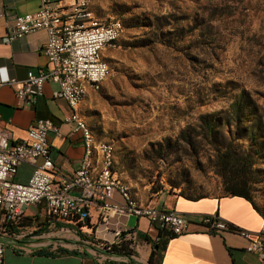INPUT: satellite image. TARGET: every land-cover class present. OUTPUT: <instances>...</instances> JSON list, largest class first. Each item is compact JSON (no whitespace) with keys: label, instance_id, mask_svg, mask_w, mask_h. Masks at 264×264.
Here are the masks:
<instances>
[{"label":"rangeland","instance_id":"rangeland-1","mask_svg":"<svg viewBox=\"0 0 264 264\" xmlns=\"http://www.w3.org/2000/svg\"><path fill=\"white\" fill-rule=\"evenodd\" d=\"M91 9L96 23L117 19L122 32L82 112L131 195H224L214 143L232 140L254 156L250 188L264 210V117L258 128L253 114L230 127L220 119L240 96L264 111V0H93ZM206 114H216L212 138L198 120ZM249 126L250 139L241 135Z\"/></svg>","mask_w":264,"mask_h":264},{"label":"crops","instance_id":"crops-1","mask_svg":"<svg viewBox=\"0 0 264 264\" xmlns=\"http://www.w3.org/2000/svg\"><path fill=\"white\" fill-rule=\"evenodd\" d=\"M49 2L63 9L71 0ZM39 6L40 0H0V75L4 73L10 78L24 80L29 70L37 72L50 67L43 54L47 41L44 30L9 44L2 40L6 35V13L30 14L36 12ZM57 89L56 84L48 81L44 84L43 95L33 104H27L16 99L14 87L0 85V127L10 134L12 143L26 139L27 131L38 119H49L57 126L58 133H48L56 180L60 176H71L84 153L81 133L74 131L73 123L65 122L71 115V109L63 99L55 96ZM91 93L89 91L86 97ZM81 105L79 111L86 119ZM93 161L95 166L96 155ZM94 168L98 170L100 167ZM31 171V166L22 164L15 180L27 182ZM114 199L121 200L117 193ZM153 201L162 210L173 209L184 215L190 222L187 231L172 237L167 231L151 226L145 218L128 217L119 225L121 238L127 241L123 247L127 248L128 255L102 249L101 244L113 240L116 228L110 226L108 233L101 235V226H97V211L93 206L85 225H69L74 230L62 224H49L43 204L18 211L5 224L0 214V242L6 246L3 264H147L158 241H161V249L157 264H259L258 257L245 250L247 241L238 234L206 233L199 223L202 215H217L239 229L259 232L264 221V210L257 203L254 202L256 209L249 201L238 196L206 195L191 199L168 191L160 193ZM32 231H36L38 239L14 237L17 233ZM130 242L132 246L129 248L127 244Z\"/></svg>","mask_w":264,"mask_h":264},{"label":"built area","instance_id":"built-area-1","mask_svg":"<svg viewBox=\"0 0 264 264\" xmlns=\"http://www.w3.org/2000/svg\"><path fill=\"white\" fill-rule=\"evenodd\" d=\"M63 9L52 6L49 0H40V6L34 13L5 14L8 17L7 28L2 40L7 44L38 30L46 32L43 54L50 67L37 72L29 70L24 80H16L2 73L0 85L14 87L19 102L33 104L43 95L46 82L56 84L58 89L55 96L63 99L71 109V115L65 122L73 123L74 131L81 133L84 153L71 176H60L56 180L48 133H58L57 126L49 119H38L27 131V138L16 143H12L10 134L0 127V214L4 218L3 223L22 209L43 204L49 224L85 225L93 206L97 211V226H101V235L105 236L110 226L116 228L113 240L101 244L106 251L119 250L126 245L127 241L121 238L119 225L128 217L145 218L151 226L170 235L183 234L190 223L184 215L173 209L158 208L153 199L146 205L129 202L123 194L121 180L108 165L106 150L94 139L84 138V126L74 115V101L79 93L84 92L83 87H75V80L85 79V84L95 86L98 78H106V72L110 70L106 62L98 64L96 53H103L106 45H116L112 32L119 29L108 21L96 23L91 17V8L85 7V0H71ZM85 148H92L93 155H96L94 167H101L100 176L85 177ZM22 164L32 167L25 183L15 180ZM115 193L120 196V201L114 199ZM199 223L206 233L238 234L247 241L245 250L255 254L259 264H264V221L261 230L256 233L239 229L217 215H202ZM37 236L36 231H32L17 233L14 237H31L35 240ZM131 246L132 242L127 244V247ZM5 248V244L0 242V264H3Z\"/></svg>","mask_w":264,"mask_h":264},{"label":"trees","instance_id":"trees-1","mask_svg":"<svg viewBox=\"0 0 264 264\" xmlns=\"http://www.w3.org/2000/svg\"><path fill=\"white\" fill-rule=\"evenodd\" d=\"M246 103L247 102L245 101L244 97L240 96L239 99L233 102L231 105L232 113H229L227 115V118H220L222 122L228 127H230L232 123H234L235 125H240V123H242L244 119H247L249 115L253 114V122H255L254 126L255 128H258L261 124L262 118L264 117V111L262 112V115H257L255 111L253 112L249 110L250 108L254 110L253 105L250 104L247 108ZM214 116H216V114H206L201 115L198 119L200 122V127L206 137L212 138L215 137L217 134V125L214 122ZM253 128L254 127L249 126L247 128V133L241 135H245L248 139H250L251 136H254ZM179 138L183 141L190 140V136L185 135L183 132L180 133ZM214 151L216 153L217 158L216 166L218 167V175L223 180L224 195L238 196L244 198L249 201L254 208L257 209L253 201L252 192L250 188L251 175L253 173L252 167L255 162L254 156L244 150L236 149L232 140H223L219 144L214 143ZM179 195L184 196L183 194ZM203 196L206 195L184 197L197 199ZM170 236L173 237L174 235ZM156 246L157 248L150 254L147 264H157V260L159 258L158 251L159 249H161V241H158L156 243ZM113 251H116V253H120L122 255H128L126 247H122L119 250L114 249Z\"/></svg>","mask_w":264,"mask_h":264},{"label":"bare ground","instance_id":"bare-ground-1","mask_svg":"<svg viewBox=\"0 0 264 264\" xmlns=\"http://www.w3.org/2000/svg\"><path fill=\"white\" fill-rule=\"evenodd\" d=\"M93 0H85V7L86 8H91ZM92 10V9H91ZM91 17L93 18V13L91 11ZM111 25H116L119 30L117 32H112V40H118L119 36L121 35L122 32V24L119 20L117 19H112L110 21ZM114 47V45H106L103 48V53H96V61L98 64H105L106 60L104 57V53L107 49ZM106 67L109 70V67L106 62ZM109 72H106V78L108 77ZM106 78H98V81L94 85L91 84H85V79H76L75 80V87H83V92L84 93H79L78 97L74 101V115L77 118V121L84 126V138L85 139H93V136L91 134V131L87 125L86 120L83 118L79 111V107L83 101V99L86 97L89 91H97L100 86L103 84V82L106 80ZM103 146V148L106 150V160L108 162V165H111V149L103 144L99 143ZM94 155L92 152V148H85V157H84V164H85V177L86 178H93V176H100L101 175V167L96 170L94 168V161H93ZM122 191L123 194L126 195V199L131 202V203H139V205H146L142 204L138 200H136L130 193L128 187L122 183Z\"/></svg>","mask_w":264,"mask_h":264},{"label":"water","instance_id":"water-1","mask_svg":"<svg viewBox=\"0 0 264 264\" xmlns=\"http://www.w3.org/2000/svg\"><path fill=\"white\" fill-rule=\"evenodd\" d=\"M154 249H156V246L154 247Z\"/></svg>","mask_w":264,"mask_h":264}]
</instances>
